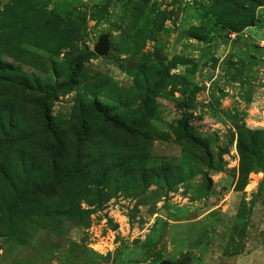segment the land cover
Here are the masks:
<instances>
[{"label":"rangeland","instance_id":"obj_1","mask_svg":"<svg viewBox=\"0 0 264 264\" xmlns=\"http://www.w3.org/2000/svg\"><path fill=\"white\" fill-rule=\"evenodd\" d=\"M241 22L0 0V264H264V5Z\"/></svg>","mask_w":264,"mask_h":264},{"label":"trees","instance_id":"obj_2","mask_svg":"<svg viewBox=\"0 0 264 264\" xmlns=\"http://www.w3.org/2000/svg\"><path fill=\"white\" fill-rule=\"evenodd\" d=\"M218 4H221L222 7L226 8L228 12L231 13L232 17L235 18H242V22L239 26H232L235 30H238L239 28H242L243 26L250 25L255 20V14H256V8L260 5H264V0H216ZM22 41H19V43ZM64 86H61L59 88H63ZM45 121L46 123L50 122V115L49 113H44ZM245 130V129H243ZM252 143L254 146H256L255 139L252 140ZM240 148V146H239ZM241 155L244 158L245 157V150H241ZM252 155H255V151H252ZM50 190V187L47 188V190H41L40 188H37L38 192H44V194H47Z\"/></svg>","mask_w":264,"mask_h":264},{"label":"water","instance_id":"obj_3","mask_svg":"<svg viewBox=\"0 0 264 264\" xmlns=\"http://www.w3.org/2000/svg\"><path fill=\"white\" fill-rule=\"evenodd\" d=\"M110 48V42H109V38L108 35H102L99 39V41L97 42V44L94 47V50L96 53H98L99 55H103L106 54L108 52V49ZM158 58H165V57H161L160 55L157 56ZM161 213H163V211H161ZM167 213V211H166ZM164 214V213H163ZM191 260L189 257H184L183 259L179 260V261H171L168 259H164L161 260L160 262H158L157 264H190Z\"/></svg>","mask_w":264,"mask_h":264},{"label":"crops","instance_id":"obj_4","mask_svg":"<svg viewBox=\"0 0 264 264\" xmlns=\"http://www.w3.org/2000/svg\"><path fill=\"white\" fill-rule=\"evenodd\" d=\"M238 264H241V261L243 260L241 257H238Z\"/></svg>","mask_w":264,"mask_h":264}]
</instances>
